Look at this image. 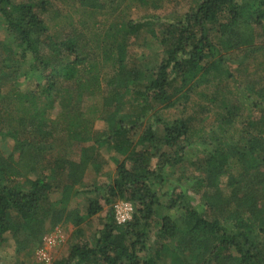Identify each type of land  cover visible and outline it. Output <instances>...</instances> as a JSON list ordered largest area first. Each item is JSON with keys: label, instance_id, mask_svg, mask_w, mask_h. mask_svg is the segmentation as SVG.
<instances>
[{"label": "trees", "instance_id": "obj_1", "mask_svg": "<svg viewBox=\"0 0 264 264\" xmlns=\"http://www.w3.org/2000/svg\"><path fill=\"white\" fill-rule=\"evenodd\" d=\"M74 1L105 13L126 0ZM51 5L0 0L8 33L0 39V134L14 138L19 154L0 152V242L9 234L16 253H25L48 221L69 220L77 241L55 264H264V0H200L159 32L152 22L129 20L95 40L82 27L52 34ZM146 26L162 46L154 65L129 54L130 37ZM214 81L209 98L224 97L222 112L201 135L203 156L190 161L199 174L186 178L200 194L203 205L195 207L184 184L164 189L166 172L185 165L193 116L166 120L158 110L189 103ZM226 91L234 97L225 98ZM96 96L106 128L85 146L94 136L99 109L88 103ZM62 142L69 156L55 158ZM108 147L123 157L114 158L116 178L83 190L94 194L85 214L70 209L84 172L90 165L100 170L101 149ZM59 190L60 199L52 200ZM117 200L135 206L125 224L115 220ZM101 201L109 207L102 228L93 241L81 238L86 221L104 210Z\"/></svg>", "mask_w": 264, "mask_h": 264}, {"label": "rangeland", "instance_id": "obj_2", "mask_svg": "<svg viewBox=\"0 0 264 264\" xmlns=\"http://www.w3.org/2000/svg\"><path fill=\"white\" fill-rule=\"evenodd\" d=\"M199 1L200 0H144V2H142L140 0H126L123 7L117 12L107 11L105 13H91L88 10H84L83 8H81L74 0H52V5L48 13V19H50L49 24L52 34L63 35L65 32L73 29L74 27H82L87 38L89 37L92 40H95L96 38H101L105 30L113 28L120 22H127L129 20L152 22L154 24L152 25V27L156 29L157 32H159L162 24L181 17L186 12L196 7ZM7 36L8 33L6 32V24L4 23L2 18H0V39L4 40L6 38L7 40ZM90 43L91 45H93L92 41H90ZM255 43L261 44L262 39L257 37ZM129 54L131 60L135 62H138L141 58L145 60V62H147L149 65H154L158 63L163 53L162 46L153 37V35L149 31V27L146 26V28L144 27L139 35L130 37ZM103 64H106V61H104V59H102L100 63L101 71L99 75L101 76V80L105 81L108 71L106 66H104ZM232 66L236 68L237 64H233ZM246 67H248V65H246ZM216 82L217 81L212 82L209 87H201L198 92H195L193 94L189 103H181L172 108H165L161 109L160 111L158 110L159 114L166 120H174L180 117L193 116L194 125L193 132L191 133L193 142L191 147L189 148L185 165L177 167L175 169H169L168 172H166V175L169 177H167L164 189L167 192H170L175 187H177L178 190H184V186L181 187V185L184 184L185 187H187L185 189H187L188 194L193 197L192 205L195 207H200L203 205L200 199V194L198 193V191H196V189H193L191 187V185L194 184L193 180L192 182L186 181V178H194V176H197L199 174V172L196 170V166H193L191 162H197L198 158L203 156V147L200 145L201 135L204 134L205 131H207L206 129H209L211 127L213 128L214 124L217 123L216 121L219 118V114L222 112L221 105L224 97H221V95L218 94L220 99V101L218 102H213L209 98L216 92ZM230 87L233 88L232 84L230 85ZM7 89H9L8 86L4 91H6ZM230 97L234 96L226 91L225 98ZM91 104H94L96 108L99 109L96 110L95 113L96 118L92 129L94 135V133H96L97 131H103L106 128V123L105 121L98 118L102 106L101 96H96L94 98V101L88 103V105ZM125 108H127V106ZM59 110L60 108L56 106L52 111L51 118L56 117L59 113ZM237 127L240 128L241 125H237ZM159 129H161V127H159ZM230 132H234L235 134L239 133L238 129L236 132L230 129ZM94 139L95 135L91 136L88 141H85L84 145L89 146V144L93 143ZM57 146L58 147H56L54 151L55 158L69 156L66 143L62 142V147H60L59 145ZM14 148V138L8 134L4 135L1 133L0 152L4 156L8 157L15 152ZM108 148L101 149V156L99 158L101 163L100 170H98V172H95L93 166L90 165L84 172L83 184L79 187L82 191L76 197L72 198L69 204L70 209H77L80 213L85 214L88 202L93 198L94 194L86 193L83 190H85V188H92L96 185L112 182L116 178V162L114 158L122 159L123 157ZM15 158H19V154L16 152ZM72 158L76 160L78 159L76 157V153ZM30 176L33 178L35 177V174L30 173ZM60 197L61 190L54 192L51 196L52 200L54 201L60 199ZM119 201H128L132 203L129 200H117L114 203V206ZM162 201L167 204L166 197H163ZM101 202L104 204L103 201ZM132 205L134 209V215L135 206L133 203ZM108 208L109 207L104 204V210L98 216L86 221V223L83 225V236L81 238L93 241L94 236L96 235L98 230L102 228V225L105 222ZM166 211V208L162 210V214ZM132 218L130 220H132ZM130 220H128L127 222H129ZM58 228L62 231L64 238L60 242V244L52 250V259L49 264H55V262H57L58 260L65 258L69 254L71 246L77 241V237L75 236V227L69 220H63L61 223H58L55 226L52 225L50 221H48L46 223L45 232L40 236L37 244H34L33 247L26 250L25 253L21 252L20 254H17L14 238L9 234L5 236V241L0 242V264H46L39 259L38 251L44 243V238ZM157 229V226H154V232ZM175 243V241L170 242V244L173 245H175ZM154 244L155 242L153 240L151 246H154Z\"/></svg>", "mask_w": 264, "mask_h": 264}, {"label": "built area", "instance_id": "obj_3", "mask_svg": "<svg viewBox=\"0 0 264 264\" xmlns=\"http://www.w3.org/2000/svg\"><path fill=\"white\" fill-rule=\"evenodd\" d=\"M133 205L128 201H119L114 206V215L119 224L125 223L132 218ZM62 231L58 228L44 238V243L38 251V257L41 261L49 264L51 262L52 250L55 249L63 240Z\"/></svg>", "mask_w": 264, "mask_h": 264}]
</instances>
